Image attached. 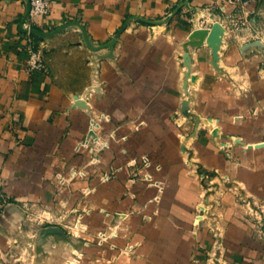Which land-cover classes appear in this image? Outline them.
<instances>
[{"label": "crops", "instance_id": "crops-1", "mask_svg": "<svg viewBox=\"0 0 264 264\" xmlns=\"http://www.w3.org/2000/svg\"><path fill=\"white\" fill-rule=\"evenodd\" d=\"M51 1L30 18L28 0H0V264H67L77 252L76 264H264V0L232 20L212 0ZM213 21L224 27L215 64L205 41L185 44ZM81 28L93 44L120 32L92 50ZM29 47L46 71L26 70ZM185 50L200 120L188 161L173 120ZM214 127L232 138L228 155ZM29 204L53 220L31 221Z\"/></svg>", "mask_w": 264, "mask_h": 264}, {"label": "rangeland", "instance_id": "rangeland-1", "mask_svg": "<svg viewBox=\"0 0 264 264\" xmlns=\"http://www.w3.org/2000/svg\"><path fill=\"white\" fill-rule=\"evenodd\" d=\"M257 15L259 16L261 22L260 25L262 27L263 32L260 33V36H264V4L260 3L257 9ZM207 44V43H206ZM207 46H209L207 44ZM182 57V65H183V70L181 71V75L180 77L183 78V86L181 87L180 90V104H179V108L178 110L174 113V122L175 125L177 126L178 130H177V138L179 141V145H180V149L182 150L183 153H185V157H186V161H188L191 156H190V152L189 149H187V142H188V138H190L189 136L194 137V135H191L190 133H188V128L191 127V125L195 128H197V126L200 123V120L197 118V115L193 109L192 104H190L191 100H192V96L194 95V91L196 90V88L194 89L193 87H187V81L190 80V83H192L195 80V75L192 73L191 70V58H189V64L186 63L185 59L183 56ZM189 57V55H188ZM189 65V66H188ZM209 137L214 140L217 144V146L220 148V150L224 151L225 154H229V151L227 150V148L230 146V143L232 141V138H230V136H226L223 134H219L217 132V128L214 127L212 128V130L209 132ZM235 140H238V138H235ZM141 155H146L149 156L148 154L144 153ZM139 155V156H141ZM131 162H134L136 160V157H131L129 159ZM157 166V165H156ZM161 169L159 168V166L157 167V170ZM138 172L139 175H144V176H148L149 174L147 173L148 170L146 169H142L139 168L138 170H136ZM146 173V174H145ZM137 174V176H139ZM206 174L203 173L202 176H205ZM203 205H201L202 207ZM37 213H29V215L27 214V217L33 221V222H39L38 221V213H40L41 211H43V209L36 207V210H34ZM200 212H196V214H199ZM64 218L66 217H62V222H67L68 221L64 220ZM53 220V218H52ZM78 220L75 219L73 220V223L71 225L77 227L78 224ZM70 224V223H68ZM80 231V230H78ZM77 231V233H79ZM73 232V231H72ZM97 232V231H96ZM123 250V249H122ZM13 253L15 255H17V257L19 258V262H26L27 259L26 258H22L21 256H27L29 251L26 250L25 248H15V250L13 251ZM24 264V263H22Z\"/></svg>", "mask_w": 264, "mask_h": 264}, {"label": "built area", "instance_id": "built-area-1", "mask_svg": "<svg viewBox=\"0 0 264 264\" xmlns=\"http://www.w3.org/2000/svg\"><path fill=\"white\" fill-rule=\"evenodd\" d=\"M29 1V11H28V17L33 18L36 15H47L50 12L51 9V0H28ZM247 3V0H212L211 4L212 6H216L222 11H225L226 8L230 9V12L227 14V17L232 20V17H234L235 12H241L245 14V4ZM246 15V14H245ZM236 17V16H235ZM240 23L245 24L247 22L246 17H244L242 20H239ZM205 22L204 18L202 17L199 25H203ZM201 27V26H199ZM29 55L26 59L25 62V68L28 72H32L34 70H43L46 71L47 66L45 64V61L43 59V54L42 50L38 47H29L28 48ZM97 66V64H96ZM97 74V67H95L94 70V76L96 77ZM90 125H91V131L92 128H95L97 125V120L96 118H91L90 120ZM83 145H87V140L82 141ZM106 143L103 142L101 146H105ZM144 160H146V157H143ZM108 173L103 174L102 178L106 179L108 178ZM146 178L150 179V176H145ZM5 201V200H4ZM26 210V213L29 215V213H37L34 210H36V207L33 206L32 204L26 205L24 207ZM0 211H1V206H0ZM199 215V214H198ZM200 216H196V219L198 220ZM52 216L46 212L45 210L41 211L38 213V221L39 222H45V221H51ZM98 241L101 242L105 238H107V233H105L103 230H98L96 232ZM110 235H115V232H111ZM131 245L125 246L123 248V252L125 250L130 249ZM81 258V253L77 252L75 255L71 256L67 260V264H76L79 262Z\"/></svg>", "mask_w": 264, "mask_h": 264}, {"label": "water", "instance_id": "water-1", "mask_svg": "<svg viewBox=\"0 0 264 264\" xmlns=\"http://www.w3.org/2000/svg\"><path fill=\"white\" fill-rule=\"evenodd\" d=\"M28 11H29V1L27 3L26 16L28 15ZM63 27L64 26H59V27H57L51 31H48V32L39 31V30H36L33 28H29V31L37 33L41 36H47V35H51L57 31L61 30ZM82 32H83V39H84L85 44L89 48H91L92 50H98V49L103 48V47L112 46L114 44V42L116 41L120 30L118 32H116L110 40L103 42V43H100V44H93L89 40L87 34L85 33V31L83 29H82ZM223 32H224L223 25L218 21H213L209 27H194V28H192L188 34V39H187L185 44H195L196 45V44H201L205 41L211 47L212 57H213L212 62L215 64L216 59L218 57V48H219V44L221 42V36H222ZM77 43H80V42H77ZM183 57H184L186 63L189 64V60H188L189 57H188L187 50L184 51ZM74 97L77 101H81L80 103H85L83 98H81V100H78L79 95H75ZM77 103H79V102H77Z\"/></svg>", "mask_w": 264, "mask_h": 264}]
</instances>
